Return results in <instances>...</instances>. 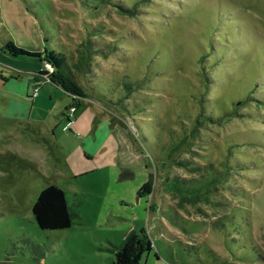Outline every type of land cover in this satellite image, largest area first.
Masks as SVG:
<instances>
[{
	"label": "rangeland",
	"instance_id": "obj_1",
	"mask_svg": "<svg viewBox=\"0 0 264 264\" xmlns=\"http://www.w3.org/2000/svg\"><path fill=\"white\" fill-rule=\"evenodd\" d=\"M85 23L98 29L92 40L105 55L94 57L90 69L74 68L88 95L75 114L85 107L102 113L118 149L107 144L129 174L124 181L117 180L120 171L103 167L101 155L78 153L84 134L67 130L62 112L71 99L64 92L48 85L30 98L34 74L46 62L2 50L8 41L29 52L53 49L73 65ZM210 40H217L213 56L201 64L200 55H211ZM124 77L139 82L125 100L137 105L112 99ZM26 87V107L17 110L31 113L30 121L4 119L7 92ZM249 92L253 101L236 106V115L192 136L201 98L214 119L230 115ZM98 134L107 142L105 128ZM263 134L264 0H150L133 16L112 7L87 13L77 0H0V264H113L114 247L132 230H143L152 243L138 264H264L253 249L264 258ZM224 162L241 168L224 175ZM210 170L217 183L202 189L199 201L164 186ZM51 184L63 190L73 215L66 230L42 231L33 220L32 205ZM143 185L150 192L139 198Z\"/></svg>",
	"mask_w": 264,
	"mask_h": 264
},
{
	"label": "trees",
	"instance_id": "obj_2",
	"mask_svg": "<svg viewBox=\"0 0 264 264\" xmlns=\"http://www.w3.org/2000/svg\"><path fill=\"white\" fill-rule=\"evenodd\" d=\"M150 0H128L127 4L123 0H77L78 5L82 10L87 13L97 12L101 9H105L106 7H112L117 10L119 13L123 15L133 16L135 14L136 8L138 5L147 3ZM85 40L82 43V52L79 56V62L73 65H69L66 58L63 54L56 52L55 50H47L45 49L43 53L39 52H29L26 51L16 45H14L11 41L6 42L3 45V51L11 55L12 57H27V58H36L42 62H46L51 67V72L41 70L35 73L34 82L35 85L32 87V90L37 88L39 90L41 83H50L54 85L56 88L60 89L64 94H66L71 99V104L65 109H69L70 107H74L76 110L79 107L80 101L84 99H88V95L86 92L77 84L75 81L72 72L75 69L79 70L80 68L85 67L90 69L91 61L94 57L104 56L103 49H98L92 38L97 36L98 29L93 27L92 29L87 28V23L83 26ZM217 44V40H210L207 44L208 50L211 52L210 56L200 55V63L202 64L207 59L211 58L212 52L215 49V44ZM238 44V43H237ZM240 52L239 51H236ZM249 51L242 53L240 56L242 59L247 60V55ZM214 58V57H213ZM148 73L150 69L148 68ZM204 73V72H203ZM206 78V75L204 79ZM47 80V81H46ZM124 81L121 82V89L124 92V98L120 97V92H117V88H114L112 91V99L116 98V104L130 105L128 100L131 93L139 90L140 85L138 81H131V79L123 78ZM100 84H102L103 79H100ZM206 85V81L204 80ZM87 91V90H86ZM253 92H249L246 98L243 101H239L233 107L232 113H223L216 116L214 119L208 113L203 112V98L198 101L199 105V115L194 119V126L190 133L192 136L196 131H199L200 128L205 126L207 123L216 122L215 120L221 121L222 119H226L229 116L236 115V106H243L244 104L253 101ZM29 98V97H28ZM32 99V97H30ZM133 105H137L133 103ZM130 105V106H133ZM106 107V106H105ZM65 115V114H64ZM248 141L252 143V136H246ZM264 136V134L262 135ZM190 138V137H189ZM239 138V137H238ZM237 137L235 139H238ZM184 140V138L182 139ZM187 140L181 141L180 145L177 146L176 151L180 149V147ZM233 142V141H232ZM249 144V143H245ZM228 147L227 154L230 156L232 150L235 148L232 143H230ZM184 165V164H182ZM181 165V166H182ZM224 175L228 173H232L233 171H238V168L241 166H236L237 168L230 167L228 162H224ZM129 174L125 171H121L118 180L124 181L127 179ZM218 173H213V170L209 171V175L206 177H201L199 180L192 179L187 182H180L177 179H171L165 181L164 186L166 187L167 192L173 194L177 197H180L183 200H187L190 202H196L199 196L201 195V190L217 183ZM150 190L146 185H143L137 192V196L139 198L143 197L144 194H149ZM199 201V200H198ZM32 216L36 226L42 231H58V230H66L70 228L73 224L72 219L73 215L70 213V210L66 204L65 193L62 189H60L56 185H47L45 186L37 195L33 205H32ZM75 217V216H74ZM242 220V219H241ZM245 221V218H244ZM241 231V230H240ZM254 252L256 254V258L258 261H264V258L260 255V252L256 245H253ZM152 250V243L146 233L143 230L139 232L129 231L125 236L123 242L119 246L114 247V261L113 264H138L144 254L149 253ZM236 264V263H231Z\"/></svg>",
	"mask_w": 264,
	"mask_h": 264
},
{
	"label": "crops",
	"instance_id": "obj_3",
	"mask_svg": "<svg viewBox=\"0 0 264 264\" xmlns=\"http://www.w3.org/2000/svg\"><path fill=\"white\" fill-rule=\"evenodd\" d=\"M34 78L31 81L30 87H33L35 85ZM48 85L51 88L52 87L55 88V90H60L50 83H46V84L41 83L39 90H38V94L41 90H43ZM5 89H7V88H5ZM8 91H10L9 88H8ZM11 91L10 92L6 91L7 94H10V96H12V97L7 98L6 108L3 112L2 117L4 119H7V120H15L18 122L30 121L31 113L27 114L26 112H19L17 110V107H19V106H22L25 109L26 105L24 103H22L21 100H23V102H24L25 101L24 99L28 98L30 96L29 87H26L25 91H23V92L22 91L11 92ZM36 97H35V99H36ZM35 99H33V105H35L37 102L36 101L37 99L36 100ZM86 101H88V100L87 99L81 100L79 107L82 106L84 104V102L86 103ZM70 104H71V101H70ZM11 106L13 107V109H16L12 113L10 112ZM68 106L64 105L63 106L64 110ZM85 109H86V111L89 110V109H87V107H85ZM85 109L83 112L79 113L78 115L75 114L77 111L76 110L74 113L73 121L68 122L69 125H67L69 127L67 130L70 129L72 131H76L77 133L81 131L84 134L83 137H79L80 143L78 144L76 149L78 150V153L80 155H83L89 159H92L95 156L101 155V157L103 158V161H104L103 167L104 168H110L112 171H115L116 175H118L119 171L121 172V169H122L121 164L119 162H116L118 156L116 155V152L114 151V149L112 150V148H110V146L107 144V143H109L110 145H113L115 150H117L118 149V143L116 141H114L113 137L110 135L109 127H107V125L101 123V122H104V118H103L102 113L99 112V114H97L94 110H91V109H90V111H88V113H86ZM64 114H65V111L62 112V116H64ZM86 114L91 116V119L88 118L89 119L88 120L86 117ZM98 115H99V117H98ZM96 116L99 119H97ZM102 128H105L106 132L108 133L107 142L104 140V138L101 139V137L98 134V132ZM103 135H104V132H103Z\"/></svg>",
	"mask_w": 264,
	"mask_h": 264
},
{
	"label": "built area",
	"instance_id": "obj_4",
	"mask_svg": "<svg viewBox=\"0 0 264 264\" xmlns=\"http://www.w3.org/2000/svg\"><path fill=\"white\" fill-rule=\"evenodd\" d=\"M43 70L48 71V72H51L50 65L48 63H46L44 65V69ZM37 95H38V89L35 88V89H33L32 98L36 97ZM75 111H76V109L74 107H70L69 109L66 110L65 118L67 119L68 122H70L71 119L74 117Z\"/></svg>",
	"mask_w": 264,
	"mask_h": 264
}]
</instances>
